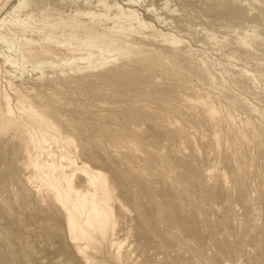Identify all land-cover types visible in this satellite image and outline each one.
Masks as SVG:
<instances>
[{
	"label": "rangeland",
	"instance_id": "rangeland-1",
	"mask_svg": "<svg viewBox=\"0 0 264 264\" xmlns=\"http://www.w3.org/2000/svg\"><path fill=\"white\" fill-rule=\"evenodd\" d=\"M0 264H264V0H0Z\"/></svg>",
	"mask_w": 264,
	"mask_h": 264
},
{
	"label": "bare ground",
	"instance_id": "bare-ground-1",
	"mask_svg": "<svg viewBox=\"0 0 264 264\" xmlns=\"http://www.w3.org/2000/svg\"><path fill=\"white\" fill-rule=\"evenodd\" d=\"M133 2V1H132ZM107 3V2H106ZM129 3V2H128ZM99 4H102L101 2H99L98 3V6H99ZM104 4V3H103ZM117 6V5H116ZM103 8L105 9V10H107V9H110L109 7H106V6H103ZM117 10H120V12L122 11V8H120L119 6H117ZM17 11V10H16ZM90 12H87V13H79L80 15H84V16H88V18H94V17H98V16H95V12L94 13H92V11L91 10H89ZM108 11V10H107ZM119 12V11H118ZM128 13V16L129 17H133L134 16V12H127ZM76 14V13H75ZM98 14V13H97ZM104 14V13H103ZM103 14H101V15H99L100 17H102V18H104L102 15ZM110 14V13H109ZM125 15V14H124ZM115 17V16H114ZM118 18V17H117ZM95 19V18H94ZM70 27V26H69ZM82 28V27H81ZM83 28H85V27H83ZM213 101V100H212ZM27 115H28V117L31 119V120H33V121H35V120H38V116L37 115H35V114H33L32 112H28L27 113ZM41 120V119H40ZM51 129V128H50ZM40 139H45L46 138V135L44 134V133H41L40 134V137H39ZM77 204V203H76ZM76 206H78V209L77 210H75L73 207V209H71L70 210V217H71V221H72V224H73V220L76 218V216H78V214L80 213V208H82L83 207V205L82 204H80L79 203V205H76ZM85 224H88V226L89 227H93V224H92V220H90L89 219V221L87 222V223H85Z\"/></svg>",
	"mask_w": 264,
	"mask_h": 264
}]
</instances>
